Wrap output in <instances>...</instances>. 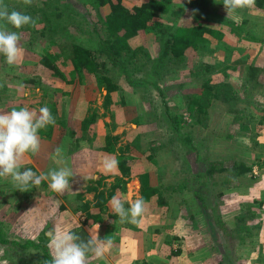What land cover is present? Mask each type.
Wrapping results in <instances>:
<instances>
[{
    "label": "rangeland",
    "instance_id": "1",
    "mask_svg": "<svg viewBox=\"0 0 264 264\" xmlns=\"http://www.w3.org/2000/svg\"><path fill=\"white\" fill-rule=\"evenodd\" d=\"M13 1L17 2L15 10L31 17L36 15L35 9L40 7H43L40 12L50 10V14L61 8L64 11L63 20L76 17L75 13H88V8L81 0H32L31 5H25L23 0ZM256 4L262 2L255 0L251 8L236 9L228 14L223 0H207L205 6L198 4L197 0L191 4H187V0H173L172 22L184 18L187 22L204 23L217 28L221 31L220 34L215 36L204 32L196 46L185 48L177 64L164 71L162 76L153 73L150 82L146 84L132 86L124 78L123 66L115 64L114 69H109V72L103 70L108 76H115L118 72L113 82L107 84V89L92 82L87 74L82 80L79 79L74 75L72 66L63 62L59 55L53 58L57 62L56 67L42 62L40 57L43 46H48V30L39 32L36 29L33 32L32 29L22 31L21 28H9V32L19 34L18 47L21 52L12 65L0 54V113L24 107L38 113L41 107L47 106L52 115L62 112L63 116L61 120L56 119V123L51 126L53 133L67 130L68 126L73 131L76 128L79 131L83 117L90 114L88 126L84 127V134H90L92 131L96 132L95 121L100 118V130L107 128L109 131L114 130L113 133L116 134L107 148L115 153L120 151V155H126L125 152L130 155L126 156L125 164L131 166L130 172L134 177L128 180L121 170L113 174L89 169L85 171L88 175H80L74 170L73 177L69 180L70 188L64 193L53 192L48 187L50 182L47 180L42 181L38 187L29 185L26 189H19L11 181V177L0 178V234L3 238L0 239V264H49L51 256L45 257L41 247L33 244L24 246L22 243L31 240L34 243L43 242L48 247L45 233L54 225L71 226L73 230L89 224L81 207L83 201L89 199L88 201L93 202L95 198V190L86 189L89 182L101 189L111 186L114 181L122 183L123 180H128V184L124 183L123 188H117L113 196L125 201L126 209L129 207L128 200L142 198L147 205L143 215H159L161 226L156 232L153 246H149L151 250L147 253V259L155 256L173 259L187 250L192 260L200 262L214 258L212 263H217L216 259L222 251L232 258V251L238 250L239 253V243L248 245L254 241V232L262 226L253 222L257 218H252V213L254 216L264 217V198L255 192L258 188L264 189V170L260 174L257 163L253 162L264 157V121L258 122L259 115L264 111V89L244 91L240 77L244 70L243 65L253 62L250 53L258 42L257 37L261 39V51H264V5L263 9H256ZM3 6L5 2H0V7ZM98 9V14L104 15L108 6H100ZM56 18L57 16H53L49 21L53 23ZM76 18L80 20L81 17ZM96 18L95 14L88 13V20L78 28H72L73 33L61 30L54 36L59 41H84L88 37L94 39L91 23ZM35 20L36 28H40L42 22L38 21H43V18L38 17ZM128 41L132 46L142 45V49L147 50L150 57H155L160 48L153 31L135 33ZM243 50H247L246 55ZM137 57L141 59L144 55L140 52ZM127 70H131L133 77L149 78L151 74V69L140 67L136 70L132 64L127 66ZM260 76L264 80V72ZM206 77H209L214 88L218 90V97L212 98L209 111L201 113V120H198L185 109L184 95L198 93ZM154 80L160 88L151 83ZM108 90L109 99L105 97ZM231 91L250 99L253 113L250 118L238 117L234 121V113L228 109L229 101L226 99ZM166 104L174 113L181 112L183 121L180 122V134L174 132L170 125ZM236 104L239 106V102ZM47 127L44 128L45 131ZM62 147L65 148L66 145L62 144ZM44 150L45 146L40 140L39 152ZM29 154L34 156L30 152ZM196 159L206 168L209 164L224 166L223 169L214 170L205 176L201 186L204 196L202 200L194 194L189 183L191 172L197 167ZM238 160L251 162L252 171L256 175L246 177L245 182L235 185L233 183L239 182V176L235 177L231 169L233 162ZM28 161L25 154L21 171L23 168H30L37 175H46L51 169H59L62 162L61 157L58 161L52 158L44 169L43 165L37 163L40 168L38 170ZM144 171L148 173L149 184L161 190L166 199L165 203H158L157 191L147 197L142 194L139 174ZM227 176L229 179L223 182ZM242 184L248 187L245 191L241 190ZM113 196L105 202L107 216L104 219L107 221L106 231L109 237L113 236V230L121 222L110 203ZM246 202H249L248 205ZM202 203L205 205L202 206ZM90 207L91 210L97 209L93 203ZM205 209L209 211V218L206 219L210 226L215 228V225L220 229L219 243H215L210 237L207 228H200L206 224L202 215L206 212ZM251 210L254 212L251 213ZM245 211L251 214L248 217H239ZM197 216L201 220L200 227L190 222V219L194 223L199 220ZM189 231L192 232L188 233ZM180 237L184 238L181 245ZM177 246L181 250L179 247V251L172 256V249ZM157 248L165 254L158 252ZM106 253L111 254L112 248ZM105 254L102 257L109 260ZM99 259L101 257L89 254V264H96ZM133 264L143 263L138 259Z\"/></svg>",
    "mask_w": 264,
    "mask_h": 264
},
{
    "label": "trees",
    "instance_id": "2",
    "mask_svg": "<svg viewBox=\"0 0 264 264\" xmlns=\"http://www.w3.org/2000/svg\"><path fill=\"white\" fill-rule=\"evenodd\" d=\"M130 1V0H129ZM131 3H127L126 0H81V2L87 7V11L90 15L97 16L95 21H92L93 31L95 33L94 39L91 37L85 38L84 41L70 40L59 41L55 38V33L61 30H66L68 33H73V29L78 28L83 22L88 20V13L82 14L81 12L75 13L76 17H81L80 20L72 16L69 19L63 20L62 13L64 11L59 8L58 12H52L50 10L47 12L40 10L43 7L36 8V15L32 17L34 20L38 17H42L43 21L40 28H35L33 25H25L21 27V30H33L36 29L39 32H44L48 30L49 38L47 40L48 46H43V54L40 57L42 62H47V64L56 67V61H54V56L59 55L63 62L72 66V71L74 75H77L79 79H83L86 74L89 76L90 80L104 86L107 89V84L113 82L115 76H108L103 70L108 71L109 69H114L115 64L123 66L125 80L132 86H137L139 84H146L150 82V78L153 73H159L162 76L164 71H168L173 64H177L181 57L183 56L184 50L187 46H196L198 41L203 36L204 32H209L213 35H219L220 30L211 27L204 23L187 22L184 18H179L176 22H172V11H173V0H131ZM195 0H187L188 3H192ZM200 1V2H198ZM5 2L7 10L11 12L15 10L17 2L13 0H2ZM198 4L207 5V0H197ZM108 6V11L104 14H98L100 6ZM90 7V8H89ZM20 9V6H19ZM99 15V16H98ZM175 15V13H174ZM53 16H57L55 21H49ZM46 18V19H45ZM36 21V20H35ZM82 21V22H81ZM15 29L11 24H8L5 20H0V29L8 31L9 28ZM42 31H40V30ZM153 31L155 39L159 41L160 48L155 57H150L147 50L142 49V45L132 46L129 43V37L135 33L149 32ZM45 34V33H44ZM33 37V36H32ZM58 40V41H57ZM142 52L143 58L138 59L137 54ZM132 64L135 69L144 67L151 69V74L149 78H139L133 77L131 70H127V66ZM208 66V65H206ZM101 67V70L100 68ZM158 71V72H157ZM109 72V71H108ZM241 87L244 91H249L250 89H259V86L264 84V80L260 79V67L252 63L245 64L244 70L241 75ZM157 88L159 87L157 83L151 81ZM137 84V85H136ZM215 86L210 81L209 77H206L202 82L201 90L193 95H184L185 109L196 116L198 120H201V113L205 114L209 111V106L213 97H218V90L214 88ZM160 88V87H159ZM105 97L109 99V90L106 92ZM229 101L228 109L234 113V121L240 118H250L253 115L250 108V99L247 97L238 96L236 91H231L228 93L226 98ZM235 101V103H234ZM237 101V102H236ZM239 102V106H236ZM166 113L168 114V119L170 120V125L173 127L174 132L177 134L181 133L180 122L183 121L181 112L174 113L169 106L165 105ZM90 114L86 115L82 119V127L88 126L90 121ZM264 121V114L260 116V122ZM50 127L48 126V133L50 132ZM43 129L39 130V133ZM231 134V133H230ZM229 134V135H230ZM116 134L107 133L105 135L104 149H107L109 142L112 138H115ZM122 155H120L121 157ZM253 161L254 163H259ZM119 167L123 175L127 178L131 174L129 165L125 164V158L120 159ZM197 167L191 172L189 183L191 184V190L194 194L201 200L204 196L201 193L202 184L205 180V176L211 174L214 170L223 169L224 166H215L214 164H209L206 168L202 165L198 159H196ZM196 165V164H195ZM253 165L250 162L244 160L234 161L232 165V174L235 177L239 176V182L233 183L235 185L245 182L246 177H250L253 174L256 175L255 171H252ZM141 182V190L144 196L153 195L156 191L158 192L157 201L159 204L165 203L166 199L162 194L161 190L155 185H150L148 181V173L144 171L139 174ZM229 176L223 179V182L228 180ZM126 180L122 183L113 182L111 186L102 187L98 189V186L89 182L86 185V189L95 190L94 201H83L81 207L84 209L86 215L87 223L99 222L103 226V231L107 233V221L104 219L107 216V209L105 202L111 196L114 195L117 188H123ZM227 182V181H226ZM246 187V188H245ZM103 188H105L103 190ZM245 188V189H244ZM248 187L242 184L241 190H246ZM118 190V189H117ZM202 195V197H201ZM97 207L95 210H91V204ZM247 203V202H246ZM249 203V202H248ZM247 203V205H248ZM205 203H202L204 206ZM247 209L249 207L247 206ZM251 213L254 211H250ZM250 212H241L239 217H248ZM253 214V213H252ZM247 215V216H246ZM209 218V217H207ZM110 228V227H109ZM74 232L80 235L82 240H87L90 235L85 231L83 227H76L73 229ZM0 239H3L0 234ZM24 246L28 245H38L41 247L42 253L45 257L50 258V253L47 244L45 243H34L28 240L22 243ZM179 251V247H174L172 249V256ZM171 255H168L170 257ZM219 264V263H214Z\"/></svg>",
    "mask_w": 264,
    "mask_h": 264
},
{
    "label": "clouds",
    "instance_id": "3",
    "mask_svg": "<svg viewBox=\"0 0 264 264\" xmlns=\"http://www.w3.org/2000/svg\"><path fill=\"white\" fill-rule=\"evenodd\" d=\"M23 3L31 5L32 0H23ZM254 3L255 0H223L228 14L236 9L251 8ZM0 20H5L17 29L25 25L34 26L36 23L30 15L17 10L9 12L6 6L0 7ZM19 40L18 33L0 29V54L6 57L9 65L14 64L20 56ZM55 123V118L47 106L41 107L38 113L27 107L0 113V178L11 177V181L19 189H26L29 185L38 187L42 181L48 180L50 181L48 187L53 192L64 193L68 190L69 180L73 177L69 167L51 169L46 175L44 173L37 175L30 168H23L21 171L25 154L30 152L35 155L39 151V130ZM118 163L114 158L105 157L102 167L105 173H115ZM110 203L121 222L138 224V218L145 211V202L142 198L128 200L127 209L124 207L125 201L117 196H113ZM45 236L51 253L49 264H89V254L100 258L109 250L111 244L110 240L104 241L98 236L82 240L71 226L54 225L47 230Z\"/></svg>",
    "mask_w": 264,
    "mask_h": 264
},
{
    "label": "crops",
    "instance_id": "4",
    "mask_svg": "<svg viewBox=\"0 0 264 264\" xmlns=\"http://www.w3.org/2000/svg\"><path fill=\"white\" fill-rule=\"evenodd\" d=\"M258 1L262 2V4H256L255 8L263 9L262 6L264 5V0H258ZM257 40L258 42L255 43V48L251 49L250 58L251 60H253L252 64L260 67V74H261L262 72H264L263 71L264 70V51H261V47L263 46L261 45V39L257 37ZM246 51L247 50H243L245 55H246ZM260 79H261V76H260ZM259 89L261 90L264 89V84L259 86ZM262 112L263 113H261V115L264 114V111ZM61 113L53 114V117L55 118V120L56 119L61 120L63 118ZM261 115H259L258 122H260ZM100 121H102L100 118H96V121H95L96 132L92 131L90 134L89 133L84 134L85 129L82 128V124H81L82 122H80V126L82 129L80 128L79 131L77 130V128L73 131L71 130L73 128L68 126L67 130L63 129L60 132L56 131L53 133L52 127H50L49 133H48V129L46 131L42 130V132L40 133L38 132L41 143H43L45 146V150L44 152L38 151L33 157H31L29 153H26L27 159L31 162V164L33 163L32 165L36 167L38 170L40 168L36 165L37 163L38 164L40 163V165H43V169H44L48 161L52 160V158L55 156L56 157L55 161L56 160L58 161L59 157H61L62 162L59 167H65V166L69 167L72 170V172H74L75 170V172H79L80 175H82L83 173H84L83 175L85 174L88 175L89 173L87 174L85 173V171L89 169H99L105 173L102 167V161L105 157L112 156L114 159L119 161L122 158L127 159L126 156L129 154L125 152L126 155H122L120 157V154H121L120 151L115 153L114 151L112 152L108 148L104 149L103 145L105 144V135L107 133H110V134H115V133H113L114 130L109 131L107 130V128L101 131ZM47 126H53V125L50 124ZM259 136L260 134L257 137L258 140H259ZM261 138L263 139L262 136ZM73 143H77V144L74 145ZM62 144L66 145V147L65 148L62 147ZM258 144L260 145V141ZM71 146L73 147V150H71L72 148ZM57 150H59V154H57ZM81 164H82V167L80 166ZM134 166H136V164H134ZM257 166L261 174V171L264 170V157H262L259 163H257ZM129 167L131 169V166ZM119 172H120V167L118 163L117 170L113 174H116ZM95 174L96 173H94V175ZM124 176L125 178L127 177L126 175ZM132 177L134 176H132V173H131L130 177H128V180L130 178L132 179ZM262 178L264 177L262 176ZM128 180L127 182H125L126 185L128 184ZM97 181L98 179L95 180V182ZM117 182H120V181H117ZM262 186L264 187V184ZM263 191L264 189L258 188V190L255 192L259 194V197L264 198ZM145 208H147V205H145ZM207 212L209 211H206L202 214L204 216L205 223L207 225L205 224L202 227H200L199 221L201 220L199 216L196 217L199 220L195 221V223L191 219H190V222L192 225L196 224L195 226H198L200 228H207L210 231V233L208 232L210 237L215 240V243L216 242L219 243L220 239H219L218 232L220 231V229L217 228L215 225H214L215 228L210 226L208 219H206L207 217H209ZM158 216H159L158 214L142 215L140 218H138L139 219L138 224H132L128 222L119 221V223L116 225V229L113 230L114 234L112 237H109V234L103 231L105 229H103V226L99 222L83 224L82 227L85 229V231L90 236L99 235L98 236L99 239L104 240V241H109V240L111 241L109 248H112V253L111 254L109 253L110 254L109 256V254L105 252L106 253L105 256H107L109 260H107L105 257H101V259H99V261L96 264H133V262L138 259H140L143 264H214L212 263V261H214V258L210 261L200 260V262L195 261L194 259L192 260L191 259L192 256H190V253L186 250L187 246L185 247L186 251L184 253L181 252L180 254L175 256L173 259H170L164 256H161V258L159 256H155L154 258L152 257V258L147 259L146 257L147 253L149 252V250H151L149 246H153L152 245L153 241H155V238L157 236L156 232L161 226V223H159L160 219H158ZM251 217L257 218L253 220V222L260 223V226H262L263 228L264 217L262 215L254 216V214H252ZM262 228L254 232L253 234V236L255 235L254 241L252 240L251 243H249L248 245L239 243V253H238V250H235V251L231 250L233 259L228 257L226 252L223 253L222 251L221 252L222 256L219 255L218 259H216L217 260L216 262L219 264H264V229L262 230ZM193 229L198 230V228H193ZM191 232L192 231H189L188 233H191ZM194 235H198V234H194ZM188 238L190 237L188 236ZM179 242H180V245L181 243L183 244L184 238L180 237ZM154 244L156 245V243ZM156 250L158 252H161V254L163 255L165 254L163 253V251L159 250L158 248ZM180 250H181V247H180ZM182 251H183V248H182Z\"/></svg>",
    "mask_w": 264,
    "mask_h": 264
}]
</instances>
